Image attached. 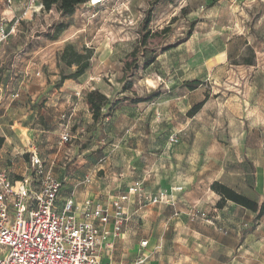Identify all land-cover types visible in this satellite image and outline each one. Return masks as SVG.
Wrapping results in <instances>:
<instances>
[{
    "label": "rangeland",
    "instance_id": "1",
    "mask_svg": "<svg viewBox=\"0 0 264 264\" xmlns=\"http://www.w3.org/2000/svg\"><path fill=\"white\" fill-rule=\"evenodd\" d=\"M41 3L0 44V151L10 153L0 168L15 179L25 174L30 157L12 154L32 141L62 182L59 196L87 194L110 206L138 181L141 202L127 210V237L115 241L113 256L135 257L147 239L151 264H208L214 241L229 232L214 217L211 183L264 196V174L259 181L255 173H264V0H104L66 16ZM22 10L6 15L9 26ZM147 30L157 34L140 48L125 89L124 63ZM79 56L90 57L89 67L59 82ZM191 79L199 81L193 89L184 84ZM94 89L113 106L96 122L87 102ZM65 128L70 139L62 142ZM158 192L162 202H149ZM260 224L264 234V215Z\"/></svg>",
    "mask_w": 264,
    "mask_h": 264
},
{
    "label": "built area",
    "instance_id": "2",
    "mask_svg": "<svg viewBox=\"0 0 264 264\" xmlns=\"http://www.w3.org/2000/svg\"><path fill=\"white\" fill-rule=\"evenodd\" d=\"M39 1L27 0L22 16ZM102 2L87 0L90 6ZM19 19L15 18L9 26V20L0 14V44L14 32ZM69 139L65 128L61 141ZM52 170L53 166H43L35 153L26 173L18 179L0 168V264H114L104 254L113 247V239L125 236V205L141 202V183H130L110 206L94 198L76 202L71 197L57 207L62 182L53 176ZM83 183L90 184L91 178L86 176ZM164 197L163 192H158L148 201L156 204ZM146 245V240L141 241L135 257L120 264H148L149 255L142 250Z\"/></svg>",
    "mask_w": 264,
    "mask_h": 264
},
{
    "label": "crops",
    "instance_id": "3",
    "mask_svg": "<svg viewBox=\"0 0 264 264\" xmlns=\"http://www.w3.org/2000/svg\"><path fill=\"white\" fill-rule=\"evenodd\" d=\"M82 4L90 6L87 4V2L82 3ZM82 4H80L79 6H81ZM26 6H27V0H11L10 3H6L5 0H0V14L6 17V15L9 16L10 13L16 12L17 9L19 10L20 8H22L24 10ZM23 10L21 14H16L15 18L20 17L23 13ZM0 90H1V87H0ZM71 114L72 115L75 114L74 110H72ZM36 150L37 149L35 148V145L33 144V142L31 141L30 143L27 141L26 143H23L22 149L16 150V152L13 153L12 155L17 154V156L15 157H31V155L35 153L39 157H42L41 152L37 153ZM9 154H10L9 151H0V157H9ZM255 173L258 177V180L260 181L264 174L263 171L257 170ZM92 180L93 179H91V182ZM89 185L90 184L86 186H89ZM127 187L124 191L127 190ZM121 193L117 194V196L120 195ZM71 197L76 202L82 201L83 199H86V198H94L92 196H88L87 194L84 197H82V195L75 196L74 192L67 196L58 195L57 200L60 202L57 203V200H56L57 207H61L64 201ZM262 197L263 195H260L255 200H259ZM132 203H135V202L131 201L130 203L125 205L126 210L129 209ZM230 210H233L234 212L231 213ZM219 214H221L223 218L226 220L227 225H224V228H227L229 232L226 236L224 235L222 237L218 236L219 241H214L216 242V246L215 248H213L212 250L208 252L209 256H207V258L210 259L208 264H264V234L260 230V226H261L260 219L261 218L258 221H254L253 219L254 213L252 211L247 210L230 201H227L223 207L219 208L217 214L214 217L218 218L220 216ZM243 215L248 216V217L244 218ZM250 222H252L253 226L249 228ZM124 232H125L124 237L115 238L112 240L114 245H116V242H115L116 240L123 241L126 239L127 234L125 230ZM145 240L147 241V249H145L144 252L146 255L150 256V253L148 250L149 240L147 239ZM140 249L141 247H139V244H138V250L136 251V253ZM106 252H108V254L105 253L104 256L106 258H111L114 264L128 262V260L130 259L129 258V259L118 260L117 258H115L112 254L113 247L111 249H107ZM148 264H151V261L148 260Z\"/></svg>",
    "mask_w": 264,
    "mask_h": 264
},
{
    "label": "trees",
    "instance_id": "4",
    "mask_svg": "<svg viewBox=\"0 0 264 264\" xmlns=\"http://www.w3.org/2000/svg\"><path fill=\"white\" fill-rule=\"evenodd\" d=\"M41 2L46 10H49L52 7H54L61 15L66 16L73 14L76 7L82 3L87 2V0H41ZM147 20H149V18ZM193 25L194 22L192 21L189 26L190 28L187 32L188 35L191 33V28ZM60 29H61V25H58L56 27L55 34L51 38L55 39ZM156 34L157 31H154L151 34L149 30L142 33L138 43L127 55V59L123 67V71H124L123 78L125 80L123 87L125 89L127 88L128 85L132 86L134 82L132 77L127 79V73L131 69V67H133L134 69H138L140 65L139 64L140 48L147 43L149 37L154 36ZM130 58H132V61L129 60ZM89 59H90L89 56H84V58L79 56L78 59L74 60L76 62V69L72 73H69L67 75H62L59 79V82H63L67 78H77L78 76L83 74L84 71L89 67L90 64ZM155 59H156V55L154 54L151 57L144 59V61L141 64V69H147L153 62H155ZM244 62L250 63L251 59L244 58ZM133 75L134 73L131 74V76ZM184 84L190 89H193L197 86V84H199V81L197 79H191L185 81ZM159 94L160 91L156 89L152 93H150V97H140L137 98L135 101L136 102L147 101L155 96H158ZM87 102L91 107V109L93 110L92 119L94 122L98 121L99 118L103 117L104 115L111 114L113 111V106L109 105L110 101L108 97L96 89L89 92ZM200 105L201 103L193 105V107H191V109L189 110V114H194L195 112H197ZM210 187L219 196L216 202L217 207L221 208L225 205L227 201H230L247 210L252 211L254 213V218H253L254 221H258L264 215V196L259 200H255L219 181H213Z\"/></svg>",
    "mask_w": 264,
    "mask_h": 264
},
{
    "label": "bare ground",
    "instance_id": "5",
    "mask_svg": "<svg viewBox=\"0 0 264 264\" xmlns=\"http://www.w3.org/2000/svg\"><path fill=\"white\" fill-rule=\"evenodd\" d=\"M147 246V245H146Z\"/></svg>",
    "mask_w": 264,
    "mask_h": 264
}]
</instances>
